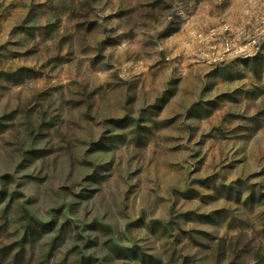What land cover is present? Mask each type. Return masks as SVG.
<instances>
[{
	"label": "clouds",
	"instance_id": "obj_1",
	"mask_svg": "<svg viewBox=\"0 0 264 264\" xmlns=\"http://www.w3.org/2000/svg\"><path fill=\"white\" fill-rule=\"evenodd\" d=\"M0 264H264V0H0Z\"/></svg>",
	"mask_w": 264,
	"mask_h": 264
}]
</instances>
